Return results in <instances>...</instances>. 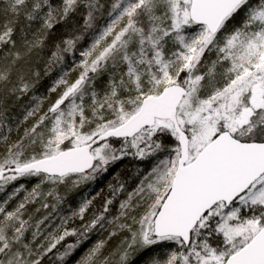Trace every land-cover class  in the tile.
Returning <instances> with one entry per match:
<instances>
[{
  "label": "snow or ice",
  "instance_id": "6c2138e0",
  "mask_svg": "<svg viewBox=\"0 0 264 264\" xmlns=\"http://www.w3.org/2000/svg\"><path fill=\"white\" fill-rule=\"evenodd\" d=\"M0 264H264V0H0Z\"/></svg>",
  "mask_w": 264,
  "mask_h": 264
}]
</instances>
